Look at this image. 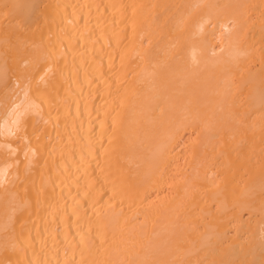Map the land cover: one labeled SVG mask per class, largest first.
Instances as JSON below:
<instances>
[{
  "label": "bare ground",
  "instance_id": "obj_1",
  "mask_svg": "<svg viewBox=\"0 0 264 264\" xmlns=\"http://www.w3.org/2000/svg\"><path fill=\"white\" fill-rule=\"evenodd\" d=\"M0 264H264V0H0Z\"/></svg>",
  "mask_w": 264,
  "mask_h": 264
}]
</instances>
